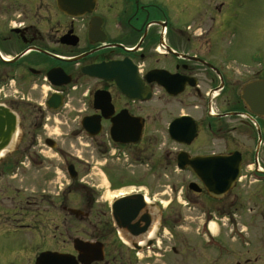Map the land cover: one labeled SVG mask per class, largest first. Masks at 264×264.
I'll return each instance as SVG.
<instances>
[{"label":"flooded vegetation","instance_id":"af4514ba","mask_svg":"<svg viewBox=\"0 0 264 264\" xmlns=\"http://www.w3.org/2000/svg\"><path fill=\"white\" fill-rule=\"evenodd\" d=\"M245 1L0 0V217L14 221L0 227L13 243L0 264H35L45 252L77 264H167L169 252L178 262L167 240L190 226L183 211L197 214L205 244H223L208 222L243 209L242 182L264 175V115L252 112L264 90H246L264 80V45L251 50ZM234 155V185L210 196L194 170L227 179L219 159L212 170L200 159ZM121 158L130 164L120 166ZM132 164L171 182L173 199L128 188L139 183ZM99 173L105 190L94 184ZM139 192L134 218L116 224L114 204L137 201ZM105 193L110 199L100 202ZM259 214L251 226L264 240ZM248 232L229 228L228 242L243 241L255 255L220 264H264V247L247 250ZM76 240L99 244L102 259L81 262Z\"/></svg>","mask_w":264,"mask_h":264},{"label":"rangeland","instance_id":"374dc122","mask_svg":"<svg viewBox=\"0 0 264 264\" xmlns=\"http://www.w3.org/2000/svg\"><path fill=\"white\" fill-rule=\"evenodd\" d=\"M259 1H260L261 6H264V0H246L245 1L246 2L245 6L251 10L248 15H245L247 21H249V24L252 25L250 44H249L251 47V50H254L255 48H257L260 45V43H263L264 45V28L260 32L257 30L258 33L256 35L253 34L255 33V30L253 29L254 28L253 25L254 23H257V21L260 18H262L263 20V24L261 26H264V14L260 15L257 12V9H258L257 7L258 5H260ZM239 22L241 24H244L246 20L242 16L240 17ZM257 154L259 157L258 158L259 161L262 162L261 169H264V140L260 144ZM122 164L123 166H126L130 164V162L128 160H124L121 158L119 160V165L121 166ZM129 169L135 171V175H137L139 179L138 181L139 183L130 185V187L128 188H137V187L142 188L140 189L141 191L143 192L147 191L150 194H153L156 197V199H159V198L165 199L167 201V204L170 201V199H173V188H172L173 184L171 182H167V184L165 185L166 187L163 186V184L159 182V180L161 179L159 178L160 174L158 172H156L155 177H152L151 175L146 174V170L148 169L146 165H138V164H132V166H129ZM95 178H97V180L94 182V184L98 185L99 187H103V190H105L107 183L104 182V180L101 178V174L100 173L97 174ZM261 178L262 180H260V182L258 183H253L250 180L242 182L241 185L243 186H241V189H243L242 196L244 195V205H245L244 208L236 211L235 213H233L232 215H229L228 217L226 216L222 218L221 221L217 222L218 226H217V231L215 232V234L219 233L218 235H220L219 236L220 238L225 237V239H223V244H220V246H212V245L205 244L204 237H199L197 235L196 229L198 227H201V224L199 223V221L195 220L194 222L193 220L194 216H196L197 214L195 212L189 213L188 211H183V214L188 216L187 222L188 224H190V226H187L185 228V231L177 232V234H175L176 236L175 242L173 240L171 241L167 240L168 249L170 246H173V245L175 248H177L178 255L175 257L179 260L178 262H176V259L174 258V256H172L173 254L169 252L167 253V264H220V262H228L231 259L235 258L236 256L238 259V256L240 255L254 254L252 252L247 253L246 248H243L242 246L243 241H239V242L229 241L228 242L227 235L229 233V228L235 229L238 226L239 228H243V229L248 228L249 230L248 233L251 236V238L248 241L250 242L251 248H249L248 246L247 250L261 251V247H264V240L261 238L262 236L260 235V231L255 230L251 226V224L261 223V216L259 213L264 211V175H262ZM128 188L126 187V190H128ZM110 195L111 193H105L103 195V198L100 200V202L104 201L105 199L107 200L110 199ZM261 195L263 196L262 198H257L258 196H261ZM172 204H169V206L167 207V210L173 209L171 211H175V209H177L179 206L183 207L180 204H176V205H172ZM171 211L169 213H171ZM251 216H252V219H250ZM91 219H93V222L97 221V218L96 219L91 218ZM13 222L14 221L12 219H9L5 216L0 217V227H4L5 225L13 223ZM76 223L77 221L75 222V225ZM191 229L192 231H190ZM188 232L190 233L189 237L187 236V234L185 235V237L181 236L182 233H188ZM233 233H236L237 240H244L245 235H242L240 237V234H238L237 232H232V234ZM262 235L264 236L263 232H262ZM167 237H169L168 234H167ZM14 238L16 239V237ZM10 241H11V237H7L2 232L0 233V256L3 254L5 250L13 248L12 247L13 243H11ZM228 243L232 245L231 248L233 250L232 255L230 256L226 255L227 254L226 250L230 249L228 248V245H227ZM223 245H225L226 250L223 249L224 248L222 247ZM218 255L220 256L224 255L225 257L219 258V259L215 258V256H218ZM257 256L260 257V255H257Z\"/></svg>","mask_w":264,"mask_h":264},{"label":"water","instance_id":"95a60500","mask_svg":"<svg viewBox=\"0 0 264 264\" xmlns=\"http://www.w3.org/2000/svg\"><path fill=\"white\" fill-rule=\"evenodd\" d=\"M255 87H261L262 90H264V80L261 82H256L253 83L251 85H249L246 90L248 88L254 89ZM244 90V91H246ZM264 94V93H263ZM257 98H254L253 100H255ZM261 100H257V105L258 108L257 110L252 108V112L255 114H259V115H264V95L263 97L260 98ZM213 159H219L221 166L219 169V175L225 179H227V181L221 180L219 183L216 182H212V172H209L208 174H199L201 175V177L206 178L204 180H206L204 182V186L206 188V190L210 193V195L215 196L218 193H222L226 190H228L231 186H233L234 181L236 176L238 175V162L239 159L236 155L232 156V157H223L220 156L212 158V157H208V158H204V159H200L203 160V163L205 164L204 167H209L210 169L212 168V166L210 165ZM205 161V162H204ZM207 161L209 163H207ZM199 164V163H198ZM199 166V165H198ZM197 167V166H196ZM212 170V169H211ZM209 176V177H208ZM137 201H130V202H125L124 204H122V201H125L127 198H123L119 201H117V203L114 204L113 208H112V216L114 221L116 222V224L118 225H123L125 226L126 224H128L136 215L137 211H138V206L137 203L142 206L141 204H143V201L140 198V195L135 196ZM117 204V206H116ZM127 216V220L125 221V223L120 222L119 219L122 221L125 217ZM75 249L77 250V252L79 253L78 259L83 262V263H90L92 260H101L102 259V252H101V246L99 244H84L81 243L80 241L76 240L75 244H74ZM94 249L95 252L98 253L97 257H95V255L90 256L89 254H85V251H89V249ZM89 256L86 257V256ZM35 264H77L74 260V257L72 255L69 254H62V253H58V252H45L40 254V256L37 258Z\"/></svg>","mask_w":264,"mask_h":264},{"label":"bare ground","instance_id":"6f19581e","mask_svg":"<svg viewBox=\"0 0 264 264\" xmlns=\"http://www.w3.org/2000/svg\"><path fill=\"white\" fill-rule=\"evenodd\" d=\"M210 228H211V230H212L213 232H216V231H217V224H216V223H212V224L210 225Z\"/></svg>","mask_w":264,"mask_h":264}]
</instances>
